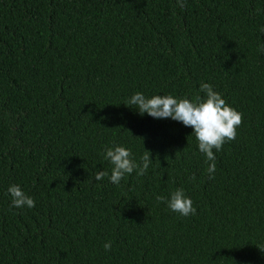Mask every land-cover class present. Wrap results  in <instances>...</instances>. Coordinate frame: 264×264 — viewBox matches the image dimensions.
<instances>
[{
  "label": "trees",
  "instance_id": "obj_1",
  "mask_svg": "<svg viewBox=\"0 0 264 264\" xmlns=\"http://www.w3.org/2000/svg\"><path fill=\"white\" fill-rule=\"evenodd\" d=\"M262 27L264 0H0V264H264ZM202 82L242 114L213 179L190 127L124 104ZM116 145L146 174L95 180Z\"/></svg>",
  "mask_w": 264,
  "mask_h": 264
},
{
  "label": "clouds",
  "instance_id": "obj_2",
  "mask_svg": "<svg viewBox=\"0 0 264 264\" xmlns=\"http://www.w3.org/2000/svg\"><path fill=\"white\" fill-rule=\"evenodd\" d=\"M260 31L264 33V27ZM259 51L264 52V45ZM200 91L205 94L204 97L198 95L195 99L159 94L146 97L143 93L136 92L124 104L137 109L140 115L147 113L154 119L171 118L181 122L185 127H190L191 134H194L198 142L199 151L210 162L207 172L209 179H213L216 170L215 152L220 151L225 142L236 139L237 128L242 123V114L231 107L211 84L202 82ZM104 159L112 165L111 174L109 176L107 171H99L94 179L100 181L108 176L110 182L114 184H119L126 174L130 175L134 170L137 175H145L152 162L148 150L142 155L140 163H137L132 157L131 150L120 145L106 148ZM190 179L194 181L196 177L193 175ZM8 193L12 198L11 204L15 208L35 206V200L19 185H11ZM156 200L166 203L170 210L183 217L196 214L193 201L185 194L183 188H177L168 198L157 196ZM104 249L110 251L111 242H106Z\"/></svg>",
  "mask_w": 264,
  "mask_h": 264
}]
</instances>
